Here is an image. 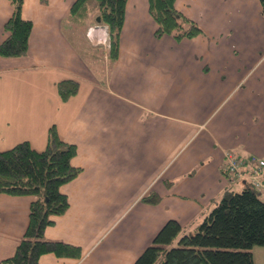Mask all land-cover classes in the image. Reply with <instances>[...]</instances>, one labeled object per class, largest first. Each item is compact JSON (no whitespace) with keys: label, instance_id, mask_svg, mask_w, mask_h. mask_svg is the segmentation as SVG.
<instances>
[{"label":"crops","instance_id":"1","mask_svg":"<svg viewBox=\"0 0 264 264\" xmlns=\"http://www.w3.org/2000/svg\"><path fill=\"white\" fill-rule=\"evenodd\" d=\"M74 1L23 0L28 53L0 57V151L21 141L42 151L52 126L76 146L80 172L61 187L68 210L43 236L81 254L40 264H133L168 220L195 232L226 192L249 185L228 184L221 165L225 151L264 156V17L259 0H175L204 34L156 39L148 2L128 0L116 61L107 30L87 27L94 70L64 31ZM12 13L0 0V43ZM66 79L79 89L62 101ZM150 193L158 204L143 201ZM31 200L0 194V261L22 239ZM251 252L260 263L264 249Z\"/></svg>","mask_w":264,"mask_h":264},{"label":"trees","instance_id":"2","mask_svg":"<svg viewBox=\"0 0 264 264\" xmlns=\"http://www.w3.org/2000/svg\"><path fill=\"white\" fill-rule=\"evenodd\" d=\"M9 1L13 13L4 24L6 37L0 43V57H24L28 53L32 22L22 18L23 0ZM146 1L156 24V39L170 36L181 41L204 34L194 20L175 7V0ZM127 2L75 0L66 20L82 18L86 22L85 34L90 25L103 26L108 35L109 60L116 61ZM259 2L264 17V0ZM91 3L97 11L89 19ZM56 88L60 99L66 101L77 94L79 83L66 79L58 82ZM75 155L76 146L62 140L54 126L48 130L47 145L42 151L35 150L27 141L0 151V194L32 197L22 239L13 255L0 264H40V257L48 253L57 257L80 256L78 247L43 236L54 218L68 210V197L61 187L80 172V168L71 164ZM252 156L236 155L246 161ZM259 195H264L263 190L250 185L239 192H226L195 232L186 233L179 222L168 220L133 264H254L252 248L264 247V200ZM143 201L158 204L160 197L150 193Z\"/></svg>","mask_w":264,"mask_h":264},{"label":"built area","instance_id":"3","mask_svg":"<svg viewBox=\"0 0 264 264\" xmlns=\"http://www.w3.org/2000/svg\"><path fill=\"white\" fill-rule=\"evenodd\" d=\"M221 169L226 173L229 182L248 179L253 188L263 190L264 192V183L261 180V176L264 172V157L259 158L252 156L246 161L237 158L235 154H233L230 158H225V162L222 164Z\"/></svg>","mask_w":264,"mask_h":264},{"label":"rangeland","instance_id":"4","mask_svg":"<svg viewBox=\"0 0 264 264\" xmlns=\"http://www.w3.org/2000/svg\"><path fill=\"white\" fill-rule=\"evenodd\" d=\"M10 2V1H9ZM88 10L89 12L91 13V15L89 14V19L92 17V16H96L94 13L97 11L96 9H94V4L91 3L88 5ZM152 18V17H151ZM154 21V20H153ZM85 23L82 18H78V20H73V22H70L69 20H66L64 21V24H66L64 26V31H67L68 33V37L70 39H73L74 41V44L77 46L78 50L80 51V53L84 56V58L86 59V61L88 62V64L90 65V67L94 70H96V65L93 64L91 58H90V54L91 52L89 51H94V50H98L96 48H94L92 46V44L90 42L94 41L93 39H91L87 33V31L89 30H86V34H85V29H86V26H85ZM101 27L100 25H92L91 27L94 28V27ZM69 27V28H68ZM102 28H104L102 26ZM83 38V39H82ZM83 40H86L84 41L85 44L84 46H82L80 44V42H83ZM92 40V41H90ZM104 41V40H103ZM99 42V41H97ZM72 43V42H71ZM93 54V53H92ZM95 60H97V56H94L93 57ZM101 62H102V66H104V63H103V59L101 57ZM234 154V152L232 151H225L224 155H225V158H230L232 155ZM224 163V162H223ZM226 180V178H225ZM72 181V180H71ZM240 191V189H238ZM261 199L264 200V196L263 195H259ZM66 213V212H65ZM175 245V244H174ZM258 248H262L264 249V247H258ZM262 258V257H261ZM260 257L256 256V261L257 260H260L261 259ZM263 260H264V257L261 259V262L258 263V264H263Z\"/></svg>","mask_w":264,"mask_h":264},{"label":"water","instance_id":"5","mask_svg":"<svg viewBox=\"0 0 264 264\" xmlns=\"http://www.w3.org/2000/svg\"><path fill=\"white\" fill-rule=\"evenodd\" d=\"M100 20V18L99 17H97V21H99Z\"/></svg>","mask_w":264,"mask_h":264}]
</instances>
